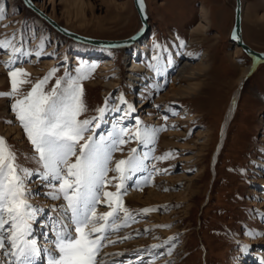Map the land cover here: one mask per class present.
Instances as JSON below:
<instances>
[{
    "label": "rangeland",
    "instance_id": "obj_1",
    "mask_svg": "<svg viewBox=\"0 0 264 264\" xmlns=\"http://www.w3.org/2000/svg\"><path fill=\"white\" fill-rule=\"evenodd\" d=\"M31 1L42 5L68 31L87 38L122 40L141 30L132 0ZM241 3L243 41L264 54L260 20L264 0ZM144 4L150 31L138 41H145L144 49L133 55L137 42L114 49L79 43L57 33L21 0H0L4 9L0 41H11L0 49V93L11 90L9 69L22 68L27 74L21 93L56 69L45 90L57 79L81 77L86 111L80 120L99 116L97 109L105 107L106 101L108 109L131 106L127 115L106 111L94 137L107 136L113 125L117 132L126 130L121 136L127 143L113 153L110 168L127 159L132 148L138 157H148L146 169L134 177L139 184L127 182V191L120 197L133 218L118 231H108L115 243L102 241L106 246L101 247L97 261L264 264V62L240 88L236 114L219 152L222 118L241 70L252 62L231 43L234 0H144ZM198 21L208 24L206 33L195 30ZM16 48L27 55L13 54ZM202 55L206 65L201 64ZM50 60L56 63L47 64ZM107 61L112 64L106 65ZM182 62L189 68L201 65V70L178 76ZM132 63L139 69L132 73L138 80L131 76ZM13 102L0 96V137L17 152L21 165L35 170V161L25 159L35 154L15 120ZM137 120L141 131L159 129L152 144L138 143L131 135L137 131ZM6 128H13L18 136L7 135ZM166 154V159H156ZM108 175L117 174L110 171ZM118 182L113 180L106 190L115 192ZM29 188L30 203L39 209L33 238L47 264L49 253L43 249L52 248L55 240L47 225L57 216L53 207L63 201L49 199L46 193L53 189L38 181ZM152 193L157 196H148ZM107 210L106 204L97 206L98 213Z\"/></svg>",
    "mask_w": 264,
    "mask_h": 264
},
{
    "label": "snow or ice",
    "instance_id": "obj_2",
    "mask_svg": "<svg viewBox=\"0 0 264 264\" xmlns=\"http://www.w3.org/2000/svg\"><path fill=\"white\" fill-rule=\"evenodd\" d=\"M3 11L0 7V18ZM6 43L11 41H0V49ZM13 54L27 55L19 48ZM55 71L21 93L20 86L28 83L24 79L27 74L22 68L9 69L11 90L0 93L14 100L11 109L15 120L35 154L25 157L35 161V170L26 168L19 163L17 152L0 137V264H37V257L41 256L32 231L39 213L29 199L33 195L29 188L32 182L52 188L53 191L46 193L49 199L63 201L53 207L57 216L47 225L55 236L53 247L43 250L49 253L47 264H102L97 261L101 247L106 246L101 242L115 243L109 240L108 231H118L133 218L120 197L127 191V182L139 184L134 177L146 169L144 160L148 157L146 154L138 157L137 149L132 148L127 159L116 161L115 167L110 168L113 153L127 143L121 136L126 130L121 128L117 132L113 125L107 136L94 138L106 111L127 115L131 106L127 110L119 105L108 109L106 101L105 107L97 109L99 116L80 120L78 117L86 111L81 77L57 79L50 90H45V83ZM120 103H125L123 97ZM139 124L137 120V131L131 135L138 143L152 144L159 129L141 131ZM166 158L167 154L156 157ZM110 171L117 175L109 177ZM113 180L119 181L114 185L116 191H107ZM102 203L110 210L98 213L97 206Z\"/></svg>",
    "mask_w": 264,
    "mask_h": 264
},
{
    "label": "water",
    "instance_id": "obj_3",
    "mask_svg": "<svg viewBox=\"0 0 264 264\" xmlns=\"http://www.w3.org/2000/svg\"><path fill=\"white\" fill-rule=\"evenodd\" d=\"M21 1L24 3V5L27 8L32 10L40 19L46 22L57 33L73 41L95 46V47L114 49V48L133 45L136 41H139L140 39H143L144 37H146L150 31V25L148 23V14L146 12L143 0H132L134 9L140 21L141 30L137 32L136 34L130 36L129 38L122 39V40H102V39H92V38L80 36L76 33L70 32L58 26L54 21L49 19L46 15H44L41 11H39L36 7H34L29 0H21ZM231 43H235L239 47H241L242 51L249 57H255L256 59L264 62L263 53L254 51L242 41L240 0H235L234 24H233V31H232V36H231Z\"/></svg>",
    "mask_w": 264,
    "mask_h": 264
},
{
    "label": "bare ground",
    "instance_id": "obj_4",
    "mask_svg": "<svg viewBox=\"0 0 264 264\" xmlns=\"http://www.w3.org/2000/svg\"><path fill=\"white\" fill-rule=\"evenodd\" d=\"M31 3H32V5L34 6V7H36L39 11H41L44 15H46L49 19H51L52 21H54L58 26H60V27H62L61 25H59L57 22H56V20H54L52 17H50L48 14H46L45 13V11H44V7L42 6V5H40V4H36V3H33L31 0H29ZM144 1V0H143ZM240 2H241V0H240ZM234 3H235V0H234ZM145 5V4H144ZM235 8V7H234ZM145 9H146V7H145ZM203 9V7L202 6H200V9H199V11H200V13H201V10ZM241 10H242V3H241ZM241 14H242V11H241ZM260 20L264 23V14L260 17ZM207 22V21H206ZM195 27H196V29L195 30H197V31H200L201 33H206L207 32V30L209 29V26H208V24H206L205 22H197V24L195 25ZM62 28H64V27H62ZM65 29V28H64ZM65 30H67V29H65ZM241 34H242V30H241ZM141 40V39H140ZM139 40V41H140ZM242 41H243V38H242ZM137 42V43H136ZM135 43V47H134V49H133V55L135 54V52H137V51H140V50H142V49H144V48H142L143 46V43H145V41L144 42H138V41H136ZM244 42V41H243ZM235 44V43H234ZM236 46H234V50L236 51V50H239L241 47H239L237 44H235ZM249 47V46H248ZM241 50H242V48H241ZM98 57H96L95 59H97ZM205 55H202V59H201V61H202V63L201 64H205L206 65V63L207 62H205V61H203V60H205ZM251 59H252V62H250V64L247 66V67H245V68H243L242 70H241V73H240V76H239V78H238V85H237V87H236V89L233 91V93H232V95H231V97H230V100H229V102H228V105H227V108H226V110H225V113H224V115H225V117L223 116V118H222V121H221V124H220V127H219V130H221V135H220V140H219V146H218V151L220 150V148H221V146H222V144L224 145V142H225V138H226V135H227V132H228V130H229V125H230V123H231V121L233 120V118L235 117V114H236V109H237V106H238V102H239V99H240V96H241V90H240V88H242V86L245 84V82L247 81V79H248V77L249 76H251L252 75V73L255 71V69L259 66V64H261L262 63V61H260V60H258V59H256L255 57H250ZM99 59H101V58H99ZM98 59V60H99ZM93 60V59H92ZM56 62H54L53 60H50V61H48L47 62V64H49V65H52V64H55ZM110 64H112V62H110V61H107V64L106 65H110ZM189 67H192V66H189V64H185V62L183 63H181V67H180V69L177 71V75L178 76H183V75H186V74H189V73H192V72H194L193 70L194 69H197L198 71L199 70H201V65H196L195 67H193V68H189ZM137 70H139L138 68H137V65L136 64H134V63H132L131 64V67H130V73H131V76H132V78H134L135 80H138V78L137 77H135L134 76V74L132 75V73H134V72H136ZM190 70V71H189ZM192 70V71H191ZM140 80V79H139ZM141 81V80H140ZM171 87H173V86H171ZM173 90H175V88H172ZM192 89H189L188 88V90L187 91H191ZM194 91V90H193ZM165 96V95H164ZM137 108H143V107H141L140 105H138L137 106ZM5 130V132H6V134L7 135H9V134H16V136H18V133L13 129V128H6V129H4ZM206 135V134H205ZM152 195V197L154 196V197H156L157 195L156 194H154V193H152V194H150V195H148V196H151ZM148 198L149 197H146L144 200L147 202L148 201ZM150 201V200H149ZM45 239V238H44ZM45 245H47V244H45ZM44 250V249H43ZM47 253V252H46ZM42 255L43 254H41V256L40 257H37V264H45L44 263V260H46V259H43V257H42Z\"/></svg>",
    "mask_w": 264,
    "mask_h": 264
}]
</instances>
